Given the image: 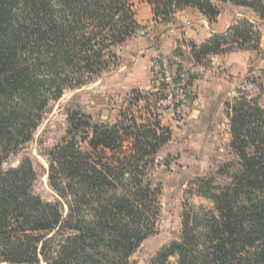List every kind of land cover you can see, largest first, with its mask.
I'll use <instances>...</instances> for the list:
<instances>
[{"label":"trees","instance_id":"obj_1","mask_svg":"<svg viewBox=\"0 0 264 264\" xmlns=\"http://www.w3.org/2000/svg\"><path fill=\"white\" fill-rule=\"evenodd\" d=\"M144 1L157 24L186 8L213 23L227 2L264 20V0ZM134 8V0H0V264H130L156 233L163 185L155 169L172 136L158 111L162 91L149 93L152 102L134 92L111 123L70 112L47 156L51 201L34 192L29 157L4 167L52 101L120 66L122 46L142 29ZM262 36L245 18L202 44L187 42L188 57L261 51ZM248 81L257 95L239 88L225 102L235 159L190 183L188 192L207 203L184 204L180 239L150 264H264V84Z\"/></svg>","mask_w":264,"mask_h":264},{"label":"rangeland","instance_id":"obj_2","mask_svg":"<svg viewBox=\"0 0 264 264\" xmlns=\"http://www.w3.org/2000/svg\"><path fill=\"white\" fill-rule=\"evenodd\" d=\"M134 4L142 29L122 46L120 66L52 101L34 138L12 154L4 167L17 166L29 157L37 172L33 190L51 201L55 194L48 182L47 156L65 135L70 112L82 111L94 122L111 123L134 92L149 96L152 102L155 97L149 93L162 91L163 108L158 111L172 136L159 151L155 169L163 185L161 215L156 233L130 259V264H150L165 245L180 239L184 204L207 203L188 192L190 183L235 159L225 102L238 96L239 88L257 95L256 86L248 81L252 76L257 84H264V20L246 7L227 2L221 3V14L213 23L197 9L186 8L171 21L157 24L146 1L134 0ZM245 18L260 25L261 51L236 50L201 63L188 57L187 42L202 44ZM179 46L187 58L175 54ZM145 104L141 101L138 106Z\"/></svg>","mask_w":264,"mask_h":264}]
</instances>
